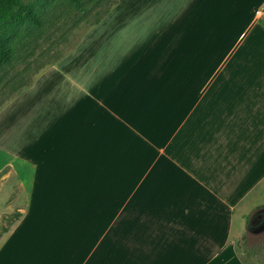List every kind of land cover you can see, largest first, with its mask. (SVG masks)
Returning a JSON list of instances; mask_svg holds the SVG:
<instances>
[{
	"label": "crops",
	"instance_id": "crops-1",
	"mask_svg": "<svg viewBox=\"0 0 264 264\" xmlns=\"http://www.w3.org/2000/svg\"><path fill=\"white\" fill-rule=\"evenodd\" d=\"M241 7L255 33L231 65L191 64L188 28L174 42L146 16L155 5H131L0 109V172L26 199L0 264H247L238 242L263 205L264 0Z\"/></svg>",
	"mask_w": 264,
	"mask_h": 264
},
{
	"label": "rangeland",
	"instance_id": "rangeland-1",
	"mask_svg": "<svg viewBox=\"0 0 264 264\" xmlns=\"http://www.w3.org/2000/svg\"><path fill=\"white\" fill-rule=\"evenodd\" d=\"M241 1L243 0H82V8H77L68 0H43L48 8L42 7L41 24L21 28L14 37L13 57L0 65V109L31 84L40 70L73 48L95 23L112 12L110 18L129 17L131 5H155L157 10L147 12L146 16H157L160 22H167L165 30L169 29L168 33L174 42L188 28L191 52L196 47V57H191V64H203L204 61L207 65L210 62L212 65H231L233 63L229 58V49L240 43L239 53L244 52L248 49L249 37L255 33L249 32V28L242 25L248 15L237 14L246 11L244 7L239 8ZM118 5L121 6L117 11ZM154 12H157L156 16L152 14ZM259 27L255 25L254 30ZM247 32V36H244ZM215 37L223 40V44L216 48ZM214 49L221 50L222 61L211 57ZM203 52L206 57H202ZM255 201H261L263 205L256 207L248 217L264 210V184ZM25 206V192L14 172L1 171L0 244L20 219ZM249 221L250 218L247 232L238 242L239 251L247 264H264V224L254 227ZM4 252L5 250L0 256Z\"/></svg>",
	"mask_w": 264,
	"mask_h": 264
},
{
	"label": "trees",
	"instance_id": "trees-1",
	"mask_svg": "<svg viewBox=\"0 0 264 264\" xmlns=\"http://www.w3.org/2000/svg\"><path fill=\"white\" fill-rule=\"evenodd\" d=\"M68 1L77 8H82V0ZM42 7L48 8L43 4V0H0V65L13 57L14 37L20 29L41 24Z\"/></svg>",
	"mask_w": 264,
	"mask_h": 264
},
{
	"label": "flooded vegetation",
	"instance_id": "flooded-vegetation-1",
	"mask_svg": "<svg viewBox=\"0 0 264 264\" xmlns=\"http://www.w3.org/2000/svg\"><path fill=\"white\" fill-rule=\"evenodd\" d=\"M264 213V210H260L251 217V225L259 227L264 224V217L260 218V215Z\"/></svg>",
	"mask_w": 264,
	"mask_h": 264
},
{
	"label": "built area",
	"instance_id": "built-area-1",
	"mask_svg": "<svg viewBox=\"0 0 264 264\" xmlns=\"http://www.w3.org/2000/svg\"><path fill=\"white\" fill-rule=\"evenodd\" d=\"M259 14H260L261 16H264V8L259 10Z\"/></svg>",
	"mask_w": 264,
	"mask_h": 264
},
{
	"label": "water",
	"instance_id": "water-1",
	"mask_svg": "<svg viewBox=\"0 0 264 264\" xmlns=\"http://www.w3.org/2000/svg\"><path fill=\"white\" fill-rule=\"evenodd\" d=\"M264 217V213L260 215V218Z\"/></svg>",
	"mask_w": 264,
	"mask_h": 264
}]
</instances>
